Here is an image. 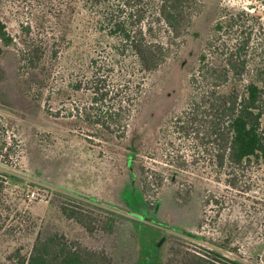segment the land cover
Here are the masks:
<instances>
[{
    "label": "trees",
    "instance_id": "obj_1",
    "mask_svg": "<svg viewBox=\"0 0 264 264\" xmlns=\"http://www.w3.org/2000/svg\"><path fill=\"white\" fill-rule=\"evenodd\" d=\"M206 8V0H19L16 34L0 18V59L15 61L19 98L31 107L19 112V121L30 124L28 115L39 114L58 131L85 137L122 157L147 205L153 185L156 196L166 185L177 186L180 195L179 188L197 171L228 188L243 189L251 174L264 168L261 16L243 6L220 5L190 66L179 109L151 134L137 126ZM16 125L0 117L3 160L12 158L16 143L6 133ZM176 135L194 141L189 155L174 153L182 146L173 147ZM146 158L163 164L171 158L174 169L167 179L152 180ZM13 179L0 173V197ZM193 185H188L187 201ZM53 198L55 216L79 226L81 233L71 238L43 224L24 264H119L116 241H108L114 214L67 194ZM136 224L142 231L143 224ZM165 264L244 263L216 250L194 251L177 243L169 248Z\"/></svg>",
    "mask_w": 264,
    "mask_h": 264
},
{
    "label": "rangeland",
    "instance_id": "obj_2",
    "mask_svg": "<svg viewBox=\"0 0 264 264\" xmlns=\"http://www.w3.org/2000/svg\"><path fill=\"white\" fill-rule=\"evenodd\" d=\"M225 3L243 6L264 19V3L258 0H206L207 8L195 20L181 58L162 75L158 96L137 120L147 135L179 109L190 66L208 38L217 8ZM0 18L16 34L19 0H0ZM16 82L15 61L0 59V117L17 124L6 133L8 141L15 139L16 143L12 158H0V173L14 178L5 184L0 197V264H24L43 224L49 223L52 231H65L71 238L81 233L79 226L66 224L50 209L55 193L114 214V234L108 241H116L119 264H165L169 248L177 243L194 251L216 250L244 264H264V168L251 174L243 189H233L207 174L198 175L196 167L197 173L179 188L180 195L177 186L166 185L156 196L153 185L145 198L147 205L126 174L122 157L104 152L97 142L85 137L58 131L39 114H29L30 124L22 125L19 112L31 107L19 98ZM179 138H172L173 147L182 145L181 152L174 153L189 155L194 141ZM168 161L163 164L159 158H146L149 178L167 179L174 169L171 158ZM188 185H193V190L187 201ZM155 205L159 208L154 210ZM136 223L143 224L142 231L136 230Z\"/></svg>",
    "mask_w": 264,
    "mask_h": 264
},
{
    "label": "built area",
    "instance_id": "obj_3",
    "mask_svg": "<svg viewBox=\"0 0 264 264\" xmlns=\"http://www.w3.org/2000/svg\"><path fill=\"white\" fill-rule=\"evenodd\" d=\"M31 196L34 197L35 196V193H32Z\"/></svg>",
    "mask_w": 264,
    "mask_h": 264
}]
</instances>
